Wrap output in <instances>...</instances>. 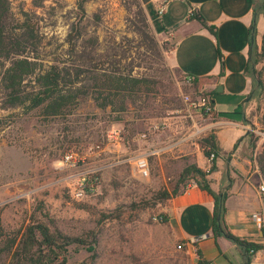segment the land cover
<instances>
[{"label":"rangeland","instance_id":"374dc122","mask_svg":"<svg viewBox=\"0 0 264 264\" xmlns=\"http://www.w3.org/2000/svg\"><path fill=\"white\" fill-rule=\"evenodd\" d=\"M139 1L9 0L10 25L21 22L24 14L34 24L40 37L37 54L44 68L70 65L75 58L72 53L95 40L99 66V56L116 49L124 56L120 68L132 67L133 74H145L148 81L146 94L134 105L127 102L123 112L99 107L91 92L63 117H44L40 110L0 109V218L4 230L22 229L42 204L62 233L88 241V245L68 248L71 263L198 264L195 251L182 244L174 223L154 220L166 215L168 202L158 203L154 198L163 191L172 194L182 169L193 164L196 152L203 153L200 140L206 135L190 137V122L184 123L183 118L187 113L184 96L195 99L199 94L169 64V51L164 50V45L169 48L168 41L158 38L148 19L151 0L142 8L162 58L146 52L134 31L133 4ZM263 30L264 18L258 16L256 41L261 40ZM219 111L232 114L225 116L231 121L241 122L238 112L226 107ZM246 116L250 120L247 135L236 147V156L247 160V167L257 170L264 180L256 162L264 145V96L250 100ZM115 129L124 132L122 139L107 141V134ZM143 134L145 138H141ZM90 147L94 151L87 154ZM69 150L85 156V163L77 168L62 164V156ZM140 156L148 158L149 176L145 178L134 168ZM84 170L98 174L97 184L93 194L77 201L68 188ZM191 184L188 181L186 188ZM94 235L96 243L91 242ZM217 249L209 247L218 255L217 263L240 261L235 249L222 244L227 251L224 256ZM7 260L2 257L0 264Z\"/></svg>","mask_w":264,"mask_h":264},{"label":"trees","instance_id":"16d2710c","mask_svg":"<svg viewBox=\"0 0 264 264\" xmlns=\"http://www.w3.org/2000/svg\"><path fill=\"white\" fill-rule=\"evenodd\" d=\"M149 0H140L134 5V31L145 45L146 52H151L162 58L161 48L156 42L149 22L143 11L142 4ZM254 12L264 16V0H255ZM11 11L9 0H0V109L12 110L22 108L25 112L40 110L44 117H63L68 115L78 104L79 99L90 94L101 108L110 107V110L123 112L127 102L132 105L146 94L148 81L145 74H133V68L121 69V52L112 50V53L101 54V65L97 64V44L95 40H88L81 47L79 53H72L70 65H51L43 67L37 49L40 37L31 23V19L24 14L21 22L10 25ZM208 30L215 35L214 27H209L201 17L198 18ZM254 27V25H253ZM252 27V28H253ZM165 51H170L164 45ZM221 59V55L219 54ZM261 68H258L261 65ZM107 65V66H105ZM264 33L261 36L260 46L255 42V31L252 34L248 52V61L245 69L251 78V90L247 95L246 104L242 107L243 122L250 120L246 116V108L250 100H259L264 96ZM192 89L200 96L208 98L205 93L196 90L193 81ZM119 98V100H117ZM118 103V106L117 104ZM215 110L212 116H215ZM124 132H122V137ZM202 152L207 159L214 155L207 171L196 164L186 165L179 174V181L172 194L163 191L154 199L166 202L186 190L188 181L193 182L199 189L207 192L214 199V210L211 231L214 238L223 237L237 245L245 257L243 264H250V250L257 251L259 246L239 240L232 235L224 223V192L215 193L210 188L208 176L216 170V159L219 148L215 135L209 132L200 140ZM67 152V151H66ZM65 153V152H64ZM256 162L264 176V145ZM98 178V174L91 175V180ZM182 187V188H181ZM32 218L17 232L7 233L0 218V259L6 257V264H88L85 261L71 263L68 261V248L72 245H88V241L81 237H71L62 233L54 220L38 204ZM164 223L167 216L163 214ZM91 242L96 243V235L91 236ZM184 242V241H182ZM200 256L198 251H195ZM198 264H205L198 259Z\"/></svg>","mask_w":264,"mask_h":264},{"label":"crops","instance_id":"0c3cea01","mask_svg":"<svg viewBox=\"0 0 264 264\" xmlns=\"http://www.w3.org/2000/svg\"><path fill=\"white\" fill-rule=\"evenodd\" d=\"M254 3L255 0H170L166 12L158 19L150 2L147 14L158 38L168 41L169 64L184 77H193L196 90L208 95L214 105L216 113L211 122L186 111L184 123L190 122V137L196 126L206 129L202 136L214 133L219 156L216 170L208 176L210 188L215 193L226 194L224 223L229 232L239 240L259 246L260 249L251 255L250 264L256 261L264 264V235L251 219L259 207L260 176L257 170L247 167V160L236 156L238 144L247 135L242 107L248 100L252 84L245 72L249 46L258 16L264 18L254 12ZM199 17L207 26L214 27L215 35L198 20ZM255 42L259 45L260 40L255 39ZM225 107L238 112L241 122L225 117L230 113L219 111ZM202 154L196 152L192 163L207 171L210 165ZM213 210L212 196L194 183L169 199L165 207L167 222L174 223L180 239L200 253L199 260L205 264H219L218 255L209 247H218L219 255L224 256L223 244L235 249L240 259L238 264H243L245 257L237 245L223 237L212 236Z\"/></svg>","mask_w":264,"mask_h":264},{"label":"built area","instance_id":"2783aa9c","mask_svg":"<svg viewBox=\"0 0 264 264\" xmlns=\"http://www.w3.org/2000/svg\"><path fill=\"white\" fill-rule=\"evenodd\" d=\"M154 5L155 13L158 19H160L164 13L166 12L167 6L170 0H151ZM193 77L185 76V82L187 85L193 84ZM184 102L186 104V111L189 114H197L202 120L205 119L207 121H212L213 116L212 113L214 111V107L209 102L208 98L204 96H197L195 99H191L189 96H184ZM205 128H196L193 131V136L200 135L204 133ZM107 141L118 143L122 139V131L119 129L111 130L107 136ZM141 138H145V135H141ZM94 151L93 147H90L87 150V154H90ZM153 154V152H152ZM214 155L211 154L208 158V162L211 163ZM85 156H81L78 152L75 151H67L62 156L61 162L65 166L69 168H77L79 165L84 164ZM134 168L137 174L140 177H148L149 176V163L147 156H140L134 162ZM96 174L94 170H84L80 172L77 178L74 180L73 184L68 188L71 198L74 200H83L87 198V196L93 194L95 192L97 179L93 178L92 180L91 175ZM257 193L259 198V207L256 211H254L251 215V219L255 224L256 228L262 232L264 235V180L260 179L258 186H257ZM154 220L162 221V216L154 217ZM193 241H191L192 243ZM184 246H187L188 243L183 242ZM251 254H254L253 250H250ZM211 264V263H209Z\"/></svg>","mask_w":264,"mask_h":264}]
</instances>
